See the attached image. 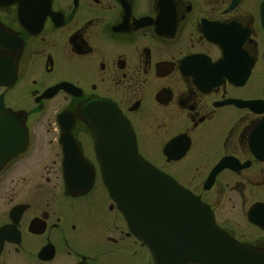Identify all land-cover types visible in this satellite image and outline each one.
Returning a JSON list of instances; mask_svg holds the SVG:
<instances>
[{
  "label": "flooded vegetation",
  "instance_id": "obj_1",
  "mask_svg": "<svg viewBox=\"0 0 264 264\" xmlns=\"http://www.w3.org/2000/svg\"><path fill=\"white\" fill-rule=\"evenodd\" d=\"M94 103L264 264V0L0 3V264H156L110 198Z\"/></svg>",
  "mask_w": 264,
  "mask_h": 264
},
{
  "label": "water",
  "instance_id": "obj_2",
  "mask_svg": "<svg viewBox=\"0 0 264 264\" xmlns=\"http://www.w3.org/2000/svg\"><path fill=\"white\" fill-rule=\"evenodd\" d=\"M86 110L98 132L97 155L109 195L156 264H257L259 257L219 233L200 199L138 157L133 135L113 106L94 103ZM66 156L69 189L86 191L90 181L75 183L76 165L70 153Z\"/></svg>",
  "mask_w": 264,
  "mask_h": 264
},
{
  "label": "rangeland",
  "instance_id": "obj_3",
  "mask_svg": "<svg viewBox=\"0 0 264 264\" xmlns=\"http://www.w3.org/2000/svg\"><path fill=\"white\" fill-rule=\"evenodd\" d=\"M87 213V212H86ZM96 218H94L93 216H88L84 213V216L82 217V225H83V252L88 255V256H92V250L95 248L94 244L96 242V240L93 239V236L88 233V228H94L95 226V222H96ZM115 223H117V221H114ZM96 229V226L95 228ZM94 247V248H93ZM148 264V263H147Z\"/></svg>",
  "mask_w": 264,
  "mask_h": 264
}]
</instances>
